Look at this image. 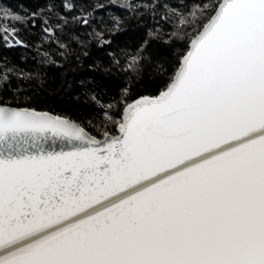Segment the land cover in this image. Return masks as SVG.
<instances>
[{
	"label": "snow or ice",
	"instance_id": "6c2138e0",
	"mask_svg": "<svg viewBox=\"0 0 264 264\" xmlns=\"http://www.w3.org/2000/svg\"><path fill=\"white\" fill-rule=\"evenodd\" d=\"M60 19L43 31L66 48ZM180 24L187 50L107 116L118 134L0 103V264H264V0Z\"/></svg>",
	"mask_w": 264,
	"mask_h": 264
},
{
	"label": "trees",
	"instance_id": "16d2710c",
	"mask_svg": "<svg viewBox=\"0 0 264 264\" xmlns=\"http://www.w3.org/2000/svg\"><path fill=\"white\" fill-rule=\"evenodd\" d=\"M210 2L0 0V75L9 77L0 103L69 118L98 138L106 125L116 134L107 111L120 119L126 102L158 94L162 68L170 74L187 50L182 16ZM61 17L66 48L43 31ZM138 53L140 65L129 67Z\"/></svg>",
	"mask_w": 264,
	"mask_h": 264
},
{
	"label": "rangeland",
	"instance_id": "374dc122",
	"mask_svg": "<svg viewBox=\"0 0 264 264\" xmlns=\"http://www.w3.org/2000/svg\"><path fill=\"white\" fill-rule=\"evenodd\" d=\"M108 115H112V116H114L113 113H111V111H107V113H106V118H107ZM114 117H115V116H114ZM115 118H116V117H115ZM116 119H117V118H116ZM117 120H119V119H117Z\"/></svg>",
	"mask_w": 264,
	"mask_h": 264
},
{
	"label": "water",
	"instance_id": "95a60500",
	"mask_svg": "<svg viewBox=\"0 0 264 264\" xmlns=\"http://www.w3.org/2000/svg\"><path fill=\"white\" fill-rule=\"evenodd\" d=\"M51 114V113H50ZM53 115V114H52ZM63 118H65V117H63ZM69 119V118H68ZM71 120V119H70ZM73 121V120H72ZM87 130V129H86ZM116 134H118V133H116ZM98 138V137H97ZM98 139H103V137L102 138H98Z\"/></svg>",
	"mask_w": 264,
	"mask_h": 264
}]
</instances>
